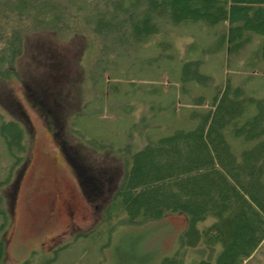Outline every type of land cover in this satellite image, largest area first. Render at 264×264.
I'll return each instance as SVG.
<instances>
[{"label":"rangeland","instance_id":"rangeland-1","mask_svg":"<svg viewBox=\"0 0 264 264\" xmlns=\"http://www.w3.org/2000/svg\"><path fill=\"white\" fill-rule=\"evenodd\" d=\"M216 46L202 23L165 25L120 60L109 57L106 86L89 80L85 38L25 37L16 62L19 79L0 80L3 119L19 121L28 134L23 170L13 159L11 173L0 128V181L10 180L0 188L8 215L2 264H160L181 252L179 236L186 225L181 214L109 231L103 218L123 177L120 149L128 143L139 147L176 128L190 129L195 100L203 97L209 104L225 80L240 85L248 97L264 96V63L251 64L252 46L239 55L214 53ZM187 62L199 65L185 69ZM197 74L208 79L199 81ZM140 121L145 125L133 132ZM98 142L109 147L96 149ZM90 175L93 185L87 182ZM62 199L72 205V219L60 211ZM199 259L188 252L183 264ZM244 264H264V241Z\"/></svg>","mask_w":264,"mask_h":264},{"label":"trees","instance_id":"trees-1","mask_svg":"<svg viewBox=\"0 0 264 264\" xmlns=\"http://www.w3.org/2000/svg\"><path fill=\"white\" fill-rule=\"evenodd\" d=\"M186 23L209 28L217 44L214 53L239 55L252 46L251 64L264 63V0H0V80L19 79L16 62L26 36L50 33L60 41L85 38L89 80L109 86L104 64L110 56L120 60L127 49L147 43L163 26ZM191 64L197 67L199 62H187L185 69ZM193 105L190 129L176 128L139 147L128 143L118 150L123 177L103 223L109 231L110 226L137 227L181 214L186 219L179 236L181 252L160 264H183L188 252L200 258L193 264H244L264 241V96L248 97L240 85L225 80L209 104L199 97ZM0 124L12 159L10 171L13 159L21 171L27 131L1 113ZM143 125L140 121L132 131ZM98 143L96 149L109 147ZM9 181H0V188ZM2 203L0 196V264L8 226Z\"/></svg>","mask_w":264,"mask_h":264},{"label":"flooded vegetation","instance_id":"flooded-vegetation-1","mask_svg":"<svg viewBox=\"0 0 264 264\" xmlns=\"http://www.w3.org/2000/svg\"><path fill=\"white\" fill-rule=\"evenodd\" d=\"M74 161V160H73ZM75 164L76 168H79V164L77 163V161L73 162V165ZM89 173V172H88ZM89 182V185H93V182H94V178L90 175L89 177V180L87 181ZM85 187V186H83ZM61 210H65V212L69 215V217L71 216V219H72V215H73V208H72V205L67 201V200H61Z\"/></svg>","mask_w":264,"mask_h":264}]
</instances>
